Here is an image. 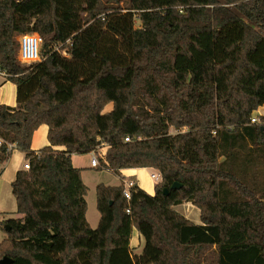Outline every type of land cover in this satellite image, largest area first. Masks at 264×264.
<instances>
[{
    "label": "trees",
    "instance_id": "1",
    "mask_svg": "<svg viewBox=\"0 0 264 264\" xmlns=\"http://www.w3.org/2000/svg\"><path fill=\"white\" fill-rule=\"evenodd\" d=\"M120 1L0 0V69L17 89L16 107L0 104V165L8 142L30 163L11 184L20 216L1 221L0 259L264 264V115L251 122L264 105V0ZM31 33L40 60L26 63L19 37ZM41 124L49 145L35 151ZM102 141V167L154 168L161 181L153 195L133 182L130 198L124 182L99 183L93 228L72 154Z\"/></svg>",
    "mask_w": 264,
    "mask_h": 264
},
{
    "label": "crops",
    "instance_id": "2",
    "mask_svg": "<svg viewBox=\"0 0 264 264\" xmlns=\"http://www.w3.org/2000/svg\"><path fill=\"white\" fill-rule=\"evenodd\" d=\"M16 95H17L16 85L13 82L7 80L4 75L0 74V104H6L11 107H16L17 106ZM263 107L264 105L260 106L257 109L256 113L259 115L264 114V111L263 112L260 111V109H263ZM48 130L49 128L46 124H41L34 131L31 141V147L33 150L37 151L42 147L49 145ZM54 148L64 149L63 146H55ZM90 159H91L90 153L72 154V162L74 166L82 168V178L84 182L85 180L83 177V173H84L83 171L84 170L89 171L93 168L90 166ZM26 161L27 160L25 158L24 153L15 148L12 151L9 158L2 165H0V218L2 219L8 218L5 216L6 214H11L16 212L17 209L16 200L12 193L11 184L16 177L17 171L23 169V165ZM153 172H157V170L154 168H125L122 169L119 174L115 173L116 177L118 178V182H115L116 184L114 185H119L122 182H124L125 184L126 182L129 181L136 182L146 192L153 195L155 193V185L157 184V182H155L151 177V173ZM108 185H112V184H108ZM187 204L191 205L190 203ZM196 209L199 210L197 207ZM196 223H200V222H196ZM144 245H145V239L143 235L140 234L136 229H134L133 236L130 241V246L132 248L133 253L140 254L144 248Z\"/></svg>",
    "mask_w": 264,
    "mask_h": 264
},
{
    "label": "rangeland",
    "instance_id": "3",
    "mask_svg": "<svg viewBox=\"0 0 264 264\" xmlns=\"http://www.w3.org/2000/svg\"><path fill=\"white\" fill-rule=\"evenodd\" d=\"M106 0H104L105 2ZM108 1V0H107ZM111 3V2H110ZM129 0H121L120 5L126 6L128 5ZM135 26L138 27L140 26V21L136 20L135 21ZM263 106V105H262ZM111 108V105L107 107V110ZM261 112L264 111L263 109H260ZM264 115V114H261ZM253 116L259 117L260 115L254 112ZM187 127H184L183 129H186ZM172 133L176 132L175 128H171L170 130ZM111 170H108L104 167H98V168H92L91 170H84L83 172V177L85 180V183L87 185V193H86V201L88 205L87 209V219L91 227L95 228L97 227L100 219V214L96 208V190L95 187L98 183H105V184H116L115 182H118V178L116 177L115 173ZM150 171V170H148ZM152 172V171H150ZM158 172V171H157ZM191 204V203H190ZM188 205L187 203H183L180 205H176L174 208L182 213L185 217L188 219L194 221V222H201L200 219V211L196 209V206ZM6 217H19L20 215L17 212L11 213V214H6ZM3 219L0 218V243L7 237L8 233L7 230L4 229L1 221Z\"/></svg>",
    "mask_w": 264,
    "mask_h": 264
},
{
    "label": "built area",
    "instance_id": "4",
    "mask_svg": "<svg viewBox=\"0 0 264 264\" xmlns=\"http://www.w3.org/2000/svg\"><path fill=\"white\" fill-rule=\"evenodd\" d=\"M68 43L70 40L67 41ZM19 43H20V49H19V60L26 63H32L40 60V47L42 43V38L38 33H31V34H23L19 37ZM64 54H67L66 51L63 52ZM0 74L4 75L5 72L1 71ZM260 116H252L251 122L252 123H259ZM186 129H183V131H186ZM125 141H129V137L125 138ZM4 143L3 139L0 137V147ZM16 148L15 143L8 142L7 143V151L11 152ZM108 145L105 142H101L99 146H97L93 151H91V159H90V166L93 168L102 167V162L105 161V154L107 151ZM102 160V161H101ZM23 169L29 170L30 169V163L26 161L23 165ZM151 177L155 182L161 181V175L159 172H153L151 173ZM133 185V182L129 181L125 183V189L124 194L127 198H130V188ZM127 212H130L129 209H127Z\"/></svg>",
    "mask_w": 264,
    "mask_h": 264
},
{
    "label": "water",
    "instance_id": "5",
    "mask_svg": "<svg viewBox=\"0 0 264 264\" xmlns=\"http://www.w3.org/2000/svg\"><path fill=\"white\" fill-rule=\"evenodd\" d=\"M262 129L264 130V126L262 127ZM180 186H181V184L175 182V183L172 185V188H179ZM168 191H169L168 188H165V189H164L165 194H167ZM5 229H6L7 231H9V230H10V226H9V225H6V226H5ZM12 262H13V259H12L11 257H9V256H4V257H2V258L0 259V264H12Z\"/></svg>",
    "mask_w": 264,
    "mask_h": 264
}]
</instances>
